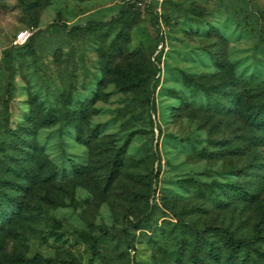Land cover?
Returning <instances> with one entry per match:
<instances>
[{
  "label": "rangeland",
  "instance_id": "1",
  "mask_svg": "<svg viewBox=\"0 0 264 264\" xmlns=\"http://www.w3.org/2000/svg\"><path fill=\"white\" fill-rule=\"evenodd\" d=\"M262 114L264 0H0V264H263Z\"/></svg>",
  "mask_w": 264,
  "mask_h": 264
},
{
  "label": "trees",
  "instance_id": "2",
  "mask_svg": "<svg viewBox=\"0 0 264 264\" xmlns=\"http://www.w3.org/2000/svg\"><path fill=\"white\" fill-rule=\"evenodd\" d=\"M141 0H136V2H140ZM155 26V23H153ZM106 25L104 23H98V22H89L87 23L84 27H72L69 30V33L72 34H76V33H86L88 31H98L102 28H104ZM61 30L63 32H65V25H61ZM264 120V115L262 114V116L260 117V122H263ZM129 144L128 141H126V143L121 147V149H119L117 151V154L115 156V160H114V166L119 168L121 166V156H122V152L124 151V149L126 148V146ZM244 196V195H243ZM245 198L246 197L245 195ZM0 217H4L3 216V209H2V205L0 204ZM86 235L84 233H81L80 236ZM88 239L90 241V250H91V254L92 256L96 255V250H97V242H98V238L96 237H91L88 236ZM225 246L228 247L229 250H233V254H238V251L241 250L242 245L240 243H235V242H231L230 240L225 241ZM206 250L207 252L213 257V258H217V255L215 253V251L212 249L211 246H206ZM262 261L264 264V256H262ZM31 264H56L55 261L52 260H46V259H41L39 257H34L31 261Z\"/></svg>",
  "mask_w": 264,
  "mask_h": 264
},
{
  "label": "built area",
  "instance_id": "3",
  "mask_svg": "<svg viewBox=\"0 0 264 264\" xmlns=\"http://www.w3.org/2000/svg\"><path fill=\"white\" fill-rule=\"evenodd\" d=\"M24 34L23 33H20L18 36H17V40H21L23 38Z\"/></svg>",
  "mask_w": 264,
  "mask_h": 264
}]
</instances>
